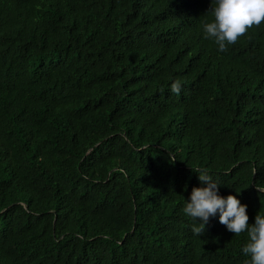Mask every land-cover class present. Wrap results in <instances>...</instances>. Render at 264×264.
I'll return each mask as SVG.
<instances>
[{
    "label": "trees",
    "instance_id": "obj_1",
    "mask_svg": "<svg viewBox=\"0 0 264 264\" xmlns=\"http://www.w3.org/2000/svg\"><path fill=\"white\" fill-rule=\"evenodd\" d=\"M214 7L0 0V264H248L182 211L206 170L264 215V23L221 52Z\"/></svg>",
    "mask_w": 264,
    "mask_h": 264
},
{
    "label": "clouds",
    "instance_id": "obj_2",
    "mask_svg": "<svg viewBox=\"0 0 264 264\" xmlns=\"http://www.w3.org/2000/svg\"><path fill=\"white\" fill-rule=\"evenodd\" d=\"M214 19L203 24L205 38L214 39L219 51H227V45L237 42L253 26L264 23V0H214ZM179 80L171 84V92L179 94ZM196 172V171H195ZM203 187H193L182 211L193 220L199 218L200 226L192 225L194 235L201 236L209 218L219 213V222L235 235L247 232V243L242 252L249 257L248 264H264V215L256 214L249 225L246 206L236 196L218 195L219 184L212 181L204 170L199 174Z\"/></svg>",
    "mask_w": 264,
    "mask_h": 264
}]
</instances>
